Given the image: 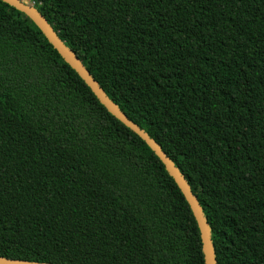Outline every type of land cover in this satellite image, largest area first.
<instances>
[{"label":"trees","instance_id":"16d2710c","mask_svg":"<svg viewBox=\"0 0 264 264\" xmlns=\"http://www.w3.org/2000/svg\"><path fill=\"white\" fill-rule=\"evenodd\" d=\"M187 180L217 264H264V0H30ZM0 256L205 264L165 165L0 0Z\"/></svg>","mask_w":264,"mask_h":264},{"label":"water","instance_id":"95a60500","mask_svg":"<svg viewBox=\"0 0 264 264\" xmlns=\"http://www.w3.org/2000/svg\"><path fill=\"white\" fill-rule=\"evenodd\" d=\"M4 3L10 5L16 10L27 15L41 30L52 46L58 51L60 56L70 65L72 69L80 76V78L86 83V85L92 90L94 95L98 98L100 103L121 123L136 133L148 147L156 154V156L165 165L166 170L170 176L175 180L182 194L187 200L192 213L197 221L201 240L202 249L204 254L205 264H217L216 251L212 240L208 221L198 203L196 196L193 194L191 187L187 180L171 160V158L163 151L162 147L142 128L136 123L130 120L127 115L115 104L110 97L106 94L105 90L95 80L90 71L86 68L83 62L78 56L71 50L65 42H63L58 36L57 32L54 31L53 27L49 22L41 15V13L29 4L26 0H1ZM0 264H51L41 263L34 261H27L21 259H10L7 257L0 256Z\"/></svg>","mask_w":264,"mask_h":264},{"label":"rangeland","instance_id":"374dc122","mask_svg":"<svg viewBox=\"0 0 264 264\" xmlns=\"http://www.w3.org/2000/svg\"><path fill=\"white\" fill-rule=\"evenodd\" d=\"M29 4H32V2L30 0H27Z\"/></svg>","mask_w":264,"mask_h":264},{"label":"clouds","instance_id":"9594fccd","mask_svg":"<svg viewBox=\"0 0 264 264\" xmlns=\"http://www.w3.org/2000/svg\"><path fill=\"white\" fill-rule=\"evenodd\" d=\"M28 2V1H27ZM32 5H33V3H32Z\"/></svg>","mask_w":264,"mask_h":264},{"label":"bare ground","instance_id":"6f19581e","mask_svg":"<svg viewBox=\"0 0 264 264\" xmlns=\"http://www.w3.org/2000/svg\"><path fill=\"white\" fill-rule=\"evenodd\" d=\"M27 1V0H26Z\"/></svg>","mask_w":264,"mask_h":264}]
</instances>
